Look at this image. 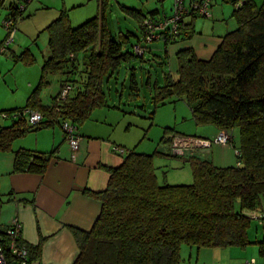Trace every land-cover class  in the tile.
<instances>
[{"label": "trees", "instance_id": "1", "mask_svg": "<svg viewBox=\"0 0 264 264\" xmlns=\"http://www.w3.org/2000/svg\"><path fill=\"white\" fill-rule=\"evenodd\" d=\"M5 1L0 0V9ZM203 1L189 0L185 4L182 0L187 14L177 24L178 33L170 37L167 31L158 32L161 36L158 41H162L164 48L177 43L182 35L191 37L194 20L202 16L191 7ZM97 2L98 15L81 26L71 27L62 13L46 28L48 57L41 67L38 88L22 109L0 111L20 114L10 126L0 128V150H7L12 141L29 131L61 127L64 122L78 129L94 110L111 108L104 85L119 74L123 65L137 59L143 61L149 52L143 47V54L138 55L134 51L136 45L131 47L133 51H123L129 39L122 33L114 38L110 31L107 19L110 0ZM19 4L20 0L12 4L8 9L10 15L4 19L13 20L15 28L28 6L20 11ZM230 4L235 29L218 36L219 43L210 58L198 57L193 48H182L176 53V78L164 74V81L159 84L153 83L148 75L145 85L155 108L169 98L184 100L197 125H213L219 131L238 130V147L233 136L229 141L237 165L217 167L198 155L199 149L183 156H174L170 151L169 155L158 152L146 155L122 149L121 165L106 169L109 173L106 189L87 193L100 201L101 212L88 233L73 232L79 248L73 264H180L182 245L221 249L251 244L247 232L254 219L252 215L264 202V0L260 5L255 0H231ZM120 9L137 22L142 40L145 20L160 23L171 17L160 15L158 9H149L146 14L139 9L123 6ZM23 57L32 61L27 52L19 60ZM128 70L130 90L137 96L136 70L131 66ZM54 74L62 76L60 90L50 104L44 105L37 90L48 84V75ZM67 86L70 90L65 100L58 102L59 94ZM24 111L37 112L42 120L32 126ZM170 141L168 138L165 143ZM155 154L189 162L193 183L160 185L153 165ZM46 163L43 154L19 151L14 168L16 172L41 174ZM3 204L0 196V214ZM259 219L264 220V213ZM6 230L7 226L2 229L0 224V247L8 256ZM17 242L27 251L32 264L33 251L21 238ZM256 244L264 257V240Z\"/></svg>", "mask_w": 264, "mask_h": 264}, {"label": "rangeland", "instance_id": "2", "mask_svg": "<svg viewBox=\"0 0 264 264\" xmlns=\"http://www.w3.org/2000/svg\"><path fill=\"white\" fill-rule=\"evenodd\" d=\"M17 0H6L0 9V47L7 37L3 26L4 17L10 15L8 10ZM23 0H20V3ZM258 5L262 0H255ZM189 0H185L188 4ZM23 3V2H22ZM142 4V5H141ZM175 0H110L107 8V19L110 31L114 38L122 33L129 39L123 51H133L132 46L140 45L147 48L143 61L139 59L133 63L123 65L115 78L104 85V93L110 109L99 108L92 112L91 119L98 117V121L105 122L109 135L123 146L125 151L137 154L152 155L155 152L169 155V143L165 140L172 137H189L213 141L219 133L213 125H197L192 117L191 110L184 100L167 99L164 104L154 107L151 92L146 88L145 82L150 75L151 81L162 84L165 75L176 78V53L182 48H193L197 56L210 58L215 50L211 46L218 36L235 29V22L230 17L232 5L223 0L210 1L209 16H197L193 22L191 37L182 35L177 43L164 48L162 41L144 44L141 30L137 22L126 16L121 6L138 10L141 6L146 10L158 9L160 15L172 16ZM141 7V8H142ZM223 10V14L221 13ZM97 0H33L28 4L22 17L17 21L13 42L5 53L0 52V109H22L38 84L41 77V67L48 57V34L46 28L62 13L71 27L76 28L98 15ZM31 57L28 62L19 56L23 53ZM136 70L138 95L134 96L128 81L129 67ZM165 74V75H164ZM59 74L48 75L47 85L38 90L41 103L48 105L52 98L58 94L60 88ZM117 79V80H116ZM103 111V112H100ZM14 116V114H12ZM14 118L0 119V128L10 126ZM168 132L165 133V130ZM234 137V145L239 144L238 130L230 132ZM228 157L231 167L237 165L234 149L230 145ZM221 145H212L209 148H198L201 151H210L211 158L218 159ZM197 150V149H196ZM203 157V156H202ZM212 162V161H211ZM220 164V163H219ZM215 161L214 165L219 166ZM222 166H227V160ZM153 165L160 185H190L193 183V174L189 165L180 158L155 154ZM5 205L0 214L2 229H5ZM264 213L262 207L254 215L247 232L248 246L228 248H194L182 245L180 250V264H245L252 259L256 264H264V257L259 254L257 241L264 240V220L260 215Z\"/></svg>", "mask_w": 264, "mask_h": 264}, {"label": "crops", "instance_id": "3", "mask_svg": "<svg viewBox=\"0 0 264 264\" xmlns=\"http://www.w3.org/2000/svg\"><path fill=\"white\" fill-rule=\"evenodd\" d=\"M141 7L139 10L145 6ZM185 21L188 23L190 18ZM218 43L219 38L211 46ZM13 109L19 108L0 111ZM104 123L98 117L92 121L90 116L78 127L79 148L74 155L59 125L29 131L12 141L7 150H0V196L5 205V226L12 217L18 218L21 241L33 251L32 264H73L79 255L73 232L88 233L99 217L101 203L87 193L104 191L109 180L106 169L118 167L124 158L114 151L115 147L124 148L109 135ZM219 149L218 159L211 158V149L200 153L213 164L220 163L217 167L231 166L232 160L229 162L226 157L229 147ZM19 151L45 155L43 173L16 172L15 155ZM226 160L228 165L222 166ZM2 210L3 206L1 213Z\"/></svg>", "mask_w": 264, "mask_h": 264}, {"label": "built area", "instance_id": "4", "mask_svg": "<svg viewBox=\"0 0 264 264\" xmlns=\"http://www.w3.org/2000/svg\"><path fill=\"white\" fill-rule=\"evenodd\" d=\"M33 0H23L18 5V10L22 11L25 9V6L31 3ZM210 0H204L201 4H194L191 9L195 10L198 15L205 17L209 16L208 5ZM187 14V8L182 4V0H175L174 4V13L168 19H164L163 22L153 23L150 20H145L143 23L144 26V36L143 43L149 44L155 41H158L161 36L158 32L167 31V34L172 37L175 36L177 32V24L184 19V15ZM14 21L7 19L3 22V26L7 31V37L0 47V52L5 53L8 50V47L11 42H13V36L15 33ZM135 53L142 55L144 48L140 45L134 47ZM70 87H65L59 94L57 101H64ZM23 114L28 117V123L30 125H36L41 120L42 117L37 112H28L24 111ZM20 116L19 113H14V116L9 115L8 113H0V119L14 118L17 119ZM62 132L64 134L65 140L74 155L79 148V137L77 135V127L69 122L62 123L61 126ZM231 133L228 131H219L213 141L195 139L189 137H172L170 140V152L174 156H183L185 152L195 151L198 148H209L213 144L226 146L229 145L231 140ZM114 151L118 154L123 155V150L119 147H115ZM74 158V156H73ZM252 218H256L255 215H252ZM21 223L17 217H12L7 225L6 236L8 237V256L2 248L0 247V264H31L28 260L27 251L18 246L17 240L21 238ZM245 264H256L254 260L247 261Z\"/></svg>", "mask_w": 264, "mask_h": 264}]
</instances>
